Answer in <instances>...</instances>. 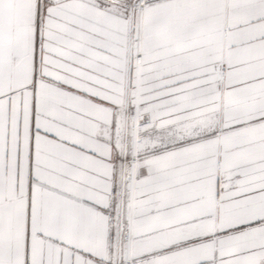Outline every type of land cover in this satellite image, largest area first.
Wrapping results in <instances>:
<instances>
[{"label": "snow or ice", "instance_id": "snow-or-ice-1", "mask_svg": "<svg viewBox=\"0 0 264 264\" xmlns=\"http://www.w3.org/2000/svg\"><path fill=\"white\" fill-rule=\"evenodd\" d=\"M0 264H264V0H0Z\"/></svg>", "mask_w": 264, "mask_h": 264}]
</instances>
